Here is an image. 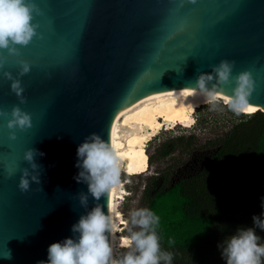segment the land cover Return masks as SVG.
<instances>
[{
	"label": "water",
	"instance_id": "obj_1",
	"mask_svg": "<svg viewBox=\"0 0 264 264\" xmlns=\"http://www.w3.org/2000/svg\"><path fill=\"white\" fill-rule=\"evenodd\" d=\"M37 36L17 46L19 56L0 50V109L19 106L32 127L9 130L0 117V264L47 261L50 244L66 238L81 215L97 203L105 213L110 196L89 195L79 204L77 147L91 133L109 141L116 113L128 102L174 88L189 92L200 73L221 60L234 61L232 75L250 71L254 111L264 108V0H34ZM31 66L19 76V61ZM21 81L25 103L2 72ZM211 87V83L208 85ZM231 95L235 82L223 85ZM262 111V110H261ZM15 132V139L10 132ZM44 153L40 185L19 187L24 153ZM10 173H12L10 175ZM111 243V235L109 237Z\"/></svg>",
	"mask_w": 264,
	"mask_h": 264
},
{
	"label": "clouds",
	"instance_id": "obj_2",
	"mask_svg": "<svg viewBox=\"0 0 264 264\" xmlns=\"http://www.w3.org/2000/svg\"><path fill=\"white\" fill-rule=\"evenodd\" d=\"M191 3L195 4L196 0H191ZM40 14L34 0H0V50H6L10 56H19L17 46H27L37 36L39 25L33 20L34 16ZM6 62V58L0 55V70ZM234 64V61L221 60L218 65L211 67V73H200L194 81L195 87L187 88L190 94L202 96L212 110L222 104L237 116L252 113L254 106L250 98L255 89V80L247 70L233 76ZM19 66V76L31 70L25 61H19ZM2 76L11 81V91L20 99V103H25L21 81L8 71H3ZM232 81L235 87L231 95H226L222 86ZM8 116L11 117L7 122L9 130L32 127L31 115L19 106H13L10 112L0 109V117ZM10 138H16L14 131L10 132ZM37 155L43 156L44 153L32 148L24 153V160L30 165L31 171L27 167L20 169L18 187L22 192L29 191L33 182L38 185L41 183L38 172L41 166L34 160ZM76 155L79 172L74 179L87 185V194L83 191L78 193L79 204L87 209L89 195L99 202L105 196L108 199L120 185V157L111 141H105L96 133L85 137L78 145ZM253 221L256 227L264 230V219L254 216ZM158 223L159 217L150 209L132 210L125 223L128 235L122 245L127 250L115 257L109 239L116 229L111 206H107L105 213L97 203L72 226V231L78 236L50 244L47 261L40 260L37 264H172L173 254L161 248L155 230ZM260 241L253 228L238 229L220 246L226 264H264V244Z\"/></svg>",
	"mask_w": 264,
	"mask_h": 264
},
{
	"label": "trees",
	"instance_id": "obj_3",
	"mask_svg": "<svg viewBox=\"0 0 264 264\" xmlns=\"http://www.w3.org/2000/svg\"><path fill=\"white\" fill-rule=\"evenodd\" d=\"M191 139L164 140L148 163L153 155L184 153ZM205 146L193 170L168 165L148 175L142 190L144 208L159 217L155 230L172 264H226L220 246L240 228H253L264 244L251 218L264 210V111L240 115Z\"/></svg>",
	"mask_w": 264,
	"mask_h": 264
},
{
	"label": "rangeland",
	"instance_id": "obj_4",
	"mask_svg": "<svg viewBox=\"0 0 264 264\" xmlns=\"http://www.w3.org/2000/svg\"><path fill=\"white\" fill-rule=\"evenodd\" d=\"M191 116L192 119L188 125L184 123L163 125L144 145L148 160V154H153L155 149L164 140L176 135H183L184 137L191 135L192 139L188 148L189 150H186L184 153L175 151L165 158L153 155L151 163H148L147 170L138 174L128 175V173L121 172V183L116 187V194L123 195V199L115 197L113 204L114 222L116 225L115 232L117 234L122 233L127 236L125 223L130 216V212L134 209L145 207L142 201V190L148 175L168 165H174L176 169L184 172L193 170L207 147L205 144L209 141H215L222 136L239 117L222 104L216 110H212L208 104L201 105L191 112ZM120 130V133L124 134L127 132V127L121 126ZM117 213H119V216H116ZM262 214H264V210L251 215V218L256 216L264 219V215ZM260 232L263 233L260 235L264 236V230L261 229ZM126 250L123 247L115 245L114 256L119 257Z\"/></svg>",
	"mask_w": 264,
	"mask_h": 264
},
{
	"label": "bare ground",
	"instance_id": "obj_5",
	"mask_svg": "<svg viewBox=\"0 0 264 264\" xmlns=\"http://www.w3.org/2000/svg\"><path fill=\"white\" fill-rule=\"evenodd\" d=\"M203 104L207 103L202 96L193 95L190 92H179L174 88L156 92L125 104L116 113L109 128V139L120 157L122 171L128 174H138L147 170L145 142L165 124L184 123L188 125L192 119L191 112ZM260 109L264 111V108ZM121 126L127 127L126 133H120ZM116 192L115 188L111 193L113 217L114 198H121ZM116 216H119V213ZM126 237V235L117 234L115 231L111 234L113 251L115 245L122 247Z\"/></svg>",
	"mask_w": 264,
	"mask_h": 264
},
{
	"label": "built area",
	"instance_id": "obj_6",
	"mask_svg": "<svg viewBox=\"0 0 264 264\" xmlns=\"http://www.w3.org/2000/svg\"><path fill=\"white\" fill-rule=\"evenodd\" d=\"M122 197H121V199H123V195H121Z\"/></svg>",
	"mask_w": 264,
	"mask_h": 264
}]
</instances>
